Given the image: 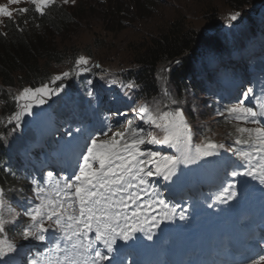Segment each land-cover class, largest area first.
<instances>
[{
  "label": "snow or ice",
  "instance_id": "6c2138e0",
  "mask_svg": "<svg viewBox=\"0 0 264 264\" xmlns=\"http://www.w3.org/2000/svg\"><path fill=\"white\" fill-rule=\"evenodd\" d=\"M63 2L68 3L69 0ZM30 3L37 13L43 15L55 0H30ZM28 10L18 9L21 13ZM0 14L12 16V12L2 5ZM230 18L235 20L236 15L233 14ZM87 64L88 58L85 56H79L75 60L76 66ZM69 75V72H62L53 76L51 80L55 83ZM62 87L63 85L53 89L47 84H42L36 88H23L13 97L18 110L9 115L8 123L15 121L16 127H19L21 118L31 111L33 102L43 104L45 95L59 92ZM127 87L131 89L136 85L129 83ZM250 92L252 89L244 93L245 98ZM136 112L138 118L149 126L148 129L133 127L129 121L124 131L114 132L110 137L107 132H103L102 136L108 138L92 137L79 154L74 172L57 180L53 192L44 194V189H38L37 196L41 202L22 213L29 219L23 229L25 238L34 237L36 240L44 241L45 233L49 230H55L62 238L47 249L50 257L46 264H102L109 256L100 250L98 244L103 245L107 252L111 253L117 237L127 241L132 233L138 230L139 215L145 209L136 205L140 200V194L148 185L149 177L158 176L170 180L178 164L211 156L216 149L224 148L223 143L218 144L205 138L195 146L193 152L189 148L192 130L180 108L174 111H161L159 108L152 110L147 104H141ZM228 112L235 115L236 119L250 120L253 124L260 123L257 116H264V110L258 113L243 103L229 108ZM236 131L247 133L249 139L238 138L235 143H254L257 154H264V127H238ZM153 144L177 148L181 150L182 155H167L146 148L147 145ZM239 155L250 162V153ZM149 165L152 167L149 168ZM257 169L261 181L264 182V164L250 167L244 174L255 175ZM237 174L235 171L231 173L232 176ZM48 175L51 176L52 173ZM234 195V192L231 193L228 199H232ZM160 204L164 205V202L160 201ZM130 207H133V210L129 214ZM19 215L21 214L7 204L5 191L0 188V236L5 233L8 226L18 223ZM165 217L171 219L167 213ZM13 251L15 245L6 238H0V258ZM259 260L264 261V255L260 256Z\"/></svg>",
  "mask_w": 264,
  "mask_h": 264
},
{
  "label": "trees",
  "instance_id": "16d2710c",
  "mask_svg": "<svg viewBox=\"0 0 264 264\" xmlns=\"http://www.w3.org/2000/svg\"><path fill=\"white\" fill-rule=\"evenodd\" d=\"M207 1L200 5L202 15L200 18L188 17L175 8L159 31L144 36L133 35L129 40L128 65L134 69L135 82L139 85L138 90L131 94V99L141 102L156 93L157 88L153 79L162 64H169L168 76L179 94L188 91L200 100L203 93L213 90L222 82L220 77L235 83L236 81L244 83L246 73L242 67L240 70L238 67L236 70L233 69L232 59L245 50L249 43L264 46V18L262 19L261 15L264 0H216L219 2L217 6L214 5V0ZM220 5L242 17L239 25H230L229 31L221 37L207 33L201 28L205 23V28L213 32L217 29L219 25L217 18L222 13H219ZM27 9H29L27 12L17 13L14 18L7 19L0 26V186L4 188L8 201L13 203L25 198L24 193L31 187L28 174L33 173L31 169L26 170L24 159L14 151V147L9 145L8 141L12 130L5 124L9 115L16 111L17 103L13 99L15 92L25 87L36 88L49 83L54 67L71 59L78 48L69 41L78 26L74 21L79 14L75 15L70 12L72 10L69 7L65 8L56 3L50 5L43 15L37 13L32 6ZM111 12L110 9L106 12L109 17ZM200 19L204 22H200ZM222 22L223 20H220V23ZM105 30L110 31L109 28ZM57 37L69 40L65 42L60 39L58 44ZM256 62L254 59L253 64ZM71 82H74V79L67 81ZM79 85L73 83L70 85L72 93L86 89V87L78 89ZM86 95L84 93L83 99L88 97ZM87 109L88 111H84L83 108L71 114L68 122L82 124L91 118L92 114L98 115L101 108L98 106ZM209 112L202 102L196 105L195 113L202 122H212L209 120ZM187 117L189 124L193 117L189 114ZM198 120L192 121L191 129L194 131ZM57 121L61 125L62 119ZM216 126L213 125L214 128L222 129L225 135L231 130L228 139L231 151L238 156V165L242 166L245 163L240 153H250L251 158L257 154L254 143H235L238 138L247 140L249 137L246 139L239 137L236 129L228 121L221 120ZM203 137L201 134L200 141L204 140ZM29 144L32 145L29 146L28 155L25 157L27 161L30 159L42 163L43 149L47 153L54 150L46 140L39 142L36 139L35 143Z\"/></svg>",
  "mask_w": 264,
  "mask_h": 264
},
{
  "label": "rangeland",
  "instance_id": "374dc122",
  "mask_svg": "<svg viewBox=\"0 0 264 264\" xmlns=\"http://www.w3.org/2000/svg\"><path fill=\"white\" fill-rule=\"evenodd\" d=\"M58 3H64L63 0H55ZM207 0H69V8L71 13L78 15L75 18L78 26L72 37H70V43L78 46L75 54L71 59L63 62L61 65H57L52 70V76L59 75L62 72H69L68 77H63L61 80L55 83L52 80L47 83L50 88L63 87L59 92L51 95L44 96L43 104H36L33 102V107L29 113H26L19 122V127H16V122L8 123L6 120V126H10L12 132L8 139L9 145L14 147V151H17L22 156H27L29 151V143L33 139L38 138L41 134L45 136L54 137L56 132L52 133L53 129H59L64 125L58 124L57 119H61L65 116L69 110L72 113V109L75 107L80 108L83 105L84 93L88 98L93 101L97 99L96 105L103 104L105 101L111 102L120 101L124 102L120 104L117 109L111 108V120H118L117 123L120 129H125L128 126V122L136 127L140 126L148 129L149 126L145 125L143 121L138 118L136 109L141 104H147L152 110L159 108L161 111H174L176 108H180L188 120L187 114L191 119L189 126H193L192 121L198 120L195 113L196 105L203 103L204 106L211 108L212 122L198 120L195 125V131L204 135L203 139L208 138L216 143H223L224 148H218L214 151V154L208 157H202L195 159L190 163H180L176 166V171L171 179H178L181 176L190 179L192 176L199 177L207 174L204 169L201 168L202 163L196 164V162H202L203 159L208 158L216 161V164L230 163L235 160V156L228 149L227 137L222 129L214 128L213 125L219 123L221 120H228L234 128L242 127V121L236 119L235 115H230L228 109L245 101L244 93L248 89L259 90L263 87L262 74L264 73V46L258 43H249L245 51L240 52L234 57V65L243 68L246 71V76H249V81L245 77V84L251 86L241 88L238 90L242 99L232 101L229 104H221L220 106L214 104L215 99L212 95L207 94L203 99H198L190 92L178 93L174 88L172 82L168 76L169 64H162L156 71L153 81L156 84V93L146 98L143 102L131 99V95L138 90V82H135L134 69L128 65V42L133 38V35H147L153 32L159 31L163 28L165 20L169 19L172 11L176 9L180 10L188 17L198 19L202 15L200 14V5ZM208 2V1H207ZM214 5H219V2L214 0ZM31 4L30 0H18V2H10V0H0V5L8 8L10 12H15L20 8H24ZM67 4V3H66ZM17 6H20L17 8ZM218 6V8H220ZM111 10V15L106 13ZM84 12V15H82ZM222 12V13H220ZM220 17L217 18L219 25L213 32L206 27L203 23L202 27L207 33L217 34L216 36H222L230 29L231 24H240L232 20L230 17L233 15L229 10H225V7L219 9ZM112 14H114L112 16ZM262 19L264 18V9L261 12ZM12 15L9 18H12ZM115 16V17H114ZM8 17H0V25ZM205 18H207L205 16ZM237 18V15H236ZM220 20H223L220 23ZM117 22V24H116ZM200 22H204L200 19ZM76 25V24H75ZM109 28L110 31L105 29ZM105 28V29H104ZM111 28V29H110ZM61 38L57 37L58 44ZM67 42V39H61ZM79 56H85L88 58V64L82 66H76L75 60ZM257 62L253 64V60ZM98 65V66H97ZM129 66V68H126ZM218 66H216L217 69ZM86 68L87 70H82ZM75 69V71L73 70ZM262 70V71H259ZM259 71V72H258ZM70 79H74V82L67 83ZM79 85L77 88L81 89L86 87L83 91L70 90V85ZM129 83H134L136 87L128 88ZM84 84V85H82ZM254 87V88H252ZM238 89V88H236ZM20 90L15 92L18 94ZM72 93V94H70ZM70 94V95H68ZM102 98V100H101ZM175 101V103H173ZM237 101V102H236ZM23 103V101L21 102ZM230 106L228 109H223L221 106ZM75 106V107H74ZM246 106V105H244ZM18 107L16 105V111ZM124 114V115H122ZM121 115V117H119ZM227 116V118H226ZM229 118V119H228ZM59 125V126H58ZM252 128H255L252 124H247ZM217 127V126H216ZM194 130V129H193ZM199 143L193 138L189 148L194 152L195 146ZM147 149L152 151L161 152L167 155L181 156V150L166 145H147ZM149 168L152 166L149 165ZM156 178V176L149 177ZM31 198V196H28ZM7 204L15 209L17 213H20L17 217L18 223L14 226H8L5 233L0 238H6L8 241L15 245V251L8 253L5 257L0 258V264H26V254L29 250L30 243L38 241L34 237L25 238L21 226L23 225V215L21 207H15L11 202L5 199ZM17 230V231H16ZM253 264H264V261H260L259 258Z\"/></svg>",
  "mask_w": 264,
  "mask_h": 264
},
{
  "label": "bare ground",
  "instance_id": "6f19581e",
  "mask_svg": "<svg viewBox=\"0 0 264 264\" xmlns=\"http://www.w3.org/2000/svg\"><path fill=\"white\" fill-rule=\"evenodd\" d=\"M231 256V255H230Z\"/></svg>",
  "mask_w": 264,
  "mask_h": 264
}]
</instances>
